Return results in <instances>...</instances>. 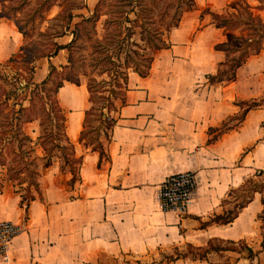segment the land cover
Instances as JSON below:
<instances>
[{
    "label": "crops",
    "instance_id": "obj_1",
    "mask_svg": "<svg viewBox=\"0 0 264 264\" xmlns=\"http://www.w3.org/2000/svg\"><path fill=\"white\" fill-rule=\"evenodd\" d=\"M196 2L168 32L169 44L157 50L150 73L130 71L125 102L111 130L110 159H101L98 150L80 140L89 107L87 85L65 81L59 88L68 134L83 154L81 179L70 185V174L56 162L42 176L44 198L27 206L12 185L0 191V220L23 225L9 258L0 256V264L261 261L264 187L233 221L211 219L234 203L229 200L237 195L229 194L232 189L243 192L250 177L264 181L259 174L264 171V103L251 108L237 127L217 129L242 109L240 101L264 96L260 80L254 81L264 72V49L238 68L236 79L210 82L208 74L226 58L215 44L226 35L210 13L201 15ZM1 18L0 61L16 52L23 37L14 22ZM63 61L61 52L38 58L34 79L41 81L51 63ZM181 171H193L198 179L183 213L165 209L159 195L162 182ZM60 176L69 185L58 181Z\"/></svg>",
    "mask_w": 264,
    "mask_h": 264
},
{
    "label": "trees",
    "instance_id": "obj_2",
    "mask_svg": "<svg viewBox=\"0 0 264 264\" xmlns=\"http://www.w3.org/2000/svg\"><path fill=\"white\" fill-rule=\"evenodd\" d=\"M170 1H164V4L167 2V6L160 7L159 15L163 14L161 11L169 9ZM179 1L180 12L175 13L173 19L166 23L168 32L180 23L186 11L194 9L197 4L196 0ZM256 1L257 3L253 4L250 0H231L222 10H212L207 7L212 22L217 27L223 28L226 35L223 41L215 44L216 48L225 50L226 58L219 63L215 73L208 74L210 82H228L236 79L238 68L251 55L264 49V0ZM129 3L135 17L126 18L135 25L141 26L142 30L147 16L154 15L155 9L160 6L158 0H129ZM0 4V17L12 19L24 36H27L29 29L37 22L47 19V13L54 5H60L61 9L53 17L59 23V28L53 34L55 38L63 35L70 28L77 15L82 18L76 22V26L88 20H98L103 7L109 5V2L98 0L90 15L76 12L84 6L80 0H0ZM166 12L170 13L169 10ZM121 14L123 15V12ZM204 14V12L201 13L202 16ZM105 20L110 21L109 18ZM161 33L157 38L146 36V48H150L151 53L144 56L145 62H138L134 68L141 75L150 73L157 50L169 44L167 37L161 36ZM54 38L48 42L22 44L18 51L6 60L0 61V191H3L7 184L12 185L21 193L22 202L27 206L36 197L44 198L41 179L46 168L54 163L59 164L61 172L70 174V185L74 186L81 179L83 154L76 152L75 143L68 134L66 112L57 95L59 88L64 84V78L76 83L80 81L70 76H63L52 87L49 83L50 77L54 71L58 70L53 63L50 64L51 70L48 76L41 81L34 79L38 58L55 55L60 49L67 47L66 44ZM88 89L89 100L93 103L94 88L90 84ZM115 91L116 97L119 96L117 95L119 91ZM108 99L110 104L99 108H95L92 104L86 109L84 127L80 135L81 141L100 152L101 159H110L108 144L112 139L111 130L117 120L111 115L112 106L115 104L111 97ZM239 103L242 110L224 120L222 126L217 128L218 133L237 127L251 108L264 103V96L260 99L242 100ZM94 109H99L100 123L90 126L94 134L88 135L90 114ZM259 174H264V171H259ZM259 185L254 177H250L242 187L243 192L232 189L229 194L235 192V195L237 194L234 206L216 213L211 220L224 223L233 221L240 210L252 200L254 192L264 187ZM226 201L228 198H224L223 203ZM260 218L264 219V212ZM231 246L237 247L235 244ZM242 246L246 244L243 243ZM209 247L222 248L220 245L213 246V244ZM209 247L201 251L202 256L207 253ZM250 250L252 251V248Z\"/></svg>",
    "mask_w": 264,
    "mask_h": 264
},
{
    "label": "rangeland",
    "instance_id": "obj_3",
    "mask_svg": "<svg viewBox=\"0 0 264 264\" xmlns=\"http://www.w3.org/2000/svg\"><path fill=\"white\" fill-rule=\"evenodd\" d=\"M97 1L80 0V2L84 3V6L81 9H77L76 12H83L86 15L92 14ZM164 1L158 0L160 6L155 9L154 15L147 16L143 30L141 26L135 25L126 18L128 16L135 17L134 11L131 10L129 0H108L109 5L103 7L102 14L98 20H88L84 24L76 26V22H79L82 18V16L77 15L74 17L70 28L63 35L54 38L53 34L59 28V23L53 17L61 9V6L56 4L47 13V19L37 22L39 20L38 18L35 26L29 29L27 36L22 34L23 37L20 46L22 44H35L37 41L48 42L53 38L60 43L66 44L67 47L59 50L64 56V61L55 64L58 70L52 73L49 82L50 85L54 87L57 81L61 80L63 76H70L80 82H84L87 87L91 84L95 92V101L92 103L89 100V106L92 104L95 105V108L105 106L109 103L108 98L111 97V100L115 104V106H112L111 115L116 117L127 92L130 71L134 70L138 62H145L144 56L150 55L151 53V49L146 48V36L150 35L157 38L160 32H162L161 36L167 37L168 30L166 29V23L170 22L173 19V15L175 13L178 14L181 10L180 1L171 0L169 2V9H166L170 13L161 11L163 14L159 15L160 7L167 6V2L164 4ZM229 1L231 0H221L220 3L218 0H198L197 6L202 8L201 12L208 13L207 7L212 10H222ZM250 1L253 4L257 3L256 0ZM179 7L180 9H178ZM120 11L123 12V15ZM106 18H109L110 21L106 22ZM3 19L13 23L12 19L2 17L1 21ZM74 37L75 39L72 40ZM20 46L16 51L19 50ZM50 70L51 67L49 68V72ZM63 81L70 80L64 78ZM254 81H259V84L264 89V72L258 74L254 78ZM115 90L119 91L117 94L119 96L117 97ZM104 110L106 111L107 109L105 108ZM100 118L99 109H94L93 113L90 114L88 135L94 134L90 126L99 124ZM258 178L254 179L260 185H264V181H259ZM58 181H62L65 185L70 184L62 176L58 177ZM229 200L234 202L235 198L232 197ZM229 206H234V203ZM261 222L264 227V219H261ZM235 246L237 245L235 244ZM260 260L256 264H264V253Z\"/></svg>",
    "mask_w": 264,
    "mask_h": 264
},
{
    "label": "built area",
    "instance_id": "obj_4",
    "mask_svg": "<svg viewBox=\"0 0 264 264\" xmlns=\"http://www.w3.org/2000/svg\"><path fill=\"white\" fill-rule=\"evenodd\" d=\"M198 179L193 171H181L169 175L160 186V199L165 209L185 212L196 194ZM23 225L12 220H0V256L9 258V249L14 237Z\"/></svg>",
    "mask_w": 264,
    "mask_h": 264
}]
</instances>
